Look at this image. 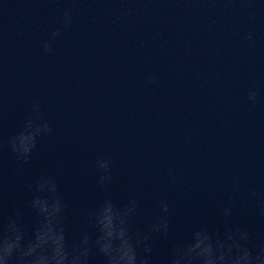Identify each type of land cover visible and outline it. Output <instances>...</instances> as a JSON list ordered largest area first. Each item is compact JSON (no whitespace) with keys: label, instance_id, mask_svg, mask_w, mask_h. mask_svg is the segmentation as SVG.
Wrapping results in <instances>:
<instances>
[{"label":"water","instance_id":"water-1","mask_svg":"<svg viewBox=\"0 0 264 264\" xmlns=\"http://www.w3.org/2000/svg\"><path fill=\"white\" fill-rule=\"evenodd\" d=\"M34 105L51 132L18 162L9 140ZM100 158L113 165L107 193ZM41 175L60 184L75 227L105 195L136 196L142 221L169 201L174 236L216 224L235 177L232 222L264 242L247 197L264 190V0H0V212ZM168 245L156 238L158 264Z\"/></svg>","mask_w":264,"mask_h":264},{"label":"clouds","instance_id":"clouds-1","mask_svg":"<svg viewBox=\"0 0 264 264\" xmlns=\"http://www.w3.org/2000/svg\"><path fill=\"white\" fill-rule=\"evenodd\" d=\"M62 23H72L70 11H64ZM59 35L58 29L50 33L42 44L45 52L52 51V42ZM259 97L257 89H250L247 100L256 104ZM33 111L24 130L9 140L18 162L28 163L36 138L51 132L38 105ZM112 166L108 158L95 161L98 187L106 193L113 179ZM169 177L174 183L172 171ZM25 190L27 198L22 204L0 212V264H158L154 252L157 237L169 240L162 264H264V242L253 243L248 228L232 222L240 192L235 177L228 185L217 223H200L179 236L173 235L167 199L157 202L158 213L142 221L139 198L118 202L105 195L88 212L87 227H75L69 203L55 178L41 175L26 184ZM247 197L264 216V190L249 187Z\"/></svg>","mask_w":264,"mask_h":264}]
</instances>
